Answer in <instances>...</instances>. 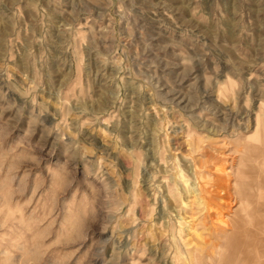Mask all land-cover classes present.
<instances>
[{"label": "rangeland", "instance_id": "rangeland-1", "mask_svg": "<svg viewBox=\"0 0 264 264\" xmlns=\"http://www.w3.org/2000/svg\"><path fill=\"white\" fill-rule=\"evenodd\" d=\"M241 189L262 238L264 0H0V264H230Z\"/></svg>", "mask_w": 264, "mask_h": 264}, {"label": "bare ground", "instance_id": "bare-ground-1", "mask_svg": "<svg viewBox=\"0 0 264 264\" xmlns=\"http://www.w3.org/2000/svg\"><path fill=\"white\" fill-rule=\"evenodd\" d=\"M261 128V127H260ZM263 128V127H262ZM262 140V139H261ZM242 163V162H241ZM242 167L243 164H241ZM238 174L237 178L240 180H245L250 178V174L248 176H245L243 173V169L240 168V164L238 167ZM222 169V168H221ZM216 171V170H215ZM217 172V171H216ZM219 173V172H218ZM244 177V179H243ZM219 180V179H218ZM224 183V182H223ZM219 184V183H218ZM222 184V183H221ZM238 185H243V182L238 181ZM220 185V184H219ZM229 186V185H228ZM227 186V187H228ZM214 187V186H213ZM263 187V186H262ZM220 189V188H219ZM230 189V188H228ZM227 189V190H228ZM247 189V188H245ZM218 190V189H217ZM216 191V189H215ZM196 192V191H195ZM229 192V191H227ZM217 193V192H216ZM215 193V195H216ZM220 193V192H219ZM230 193V192H229ZM228 193V194H229ZM249 193V192H248ZM195 194V193H194ZM202 195V194H201ZM213 195V194H212ZM221 195V194H220ZM218 196V194H217ZM215 196V197H217ZM222 196V195H221ZM226 196V195H225ZM224 196V197H225ZM230 196V195H229ZM214 197V198H215ZM210 198H212L210 196ZM195 199V198H194ZM238 199L240 200V206L239 208L235 211L234 216H232V219L229 222H219V223H213L212 225L214 228H211V230H215L218 232L217 234L219 235V231L221 235H224L225 238H227V243L226 248L224 251L220 253V262L223 261H228L230 264H245L241 261L243 258L245 262H248L249 256L251 259L254 256L255 260H259L260 256L258 254V246L261 244L264 245V237L261 238L262 234H257V230H261L260 228L256 229L254 228V224H256V220L254 219L253 212H254V197L247 196V190L241 189L238 195ZM259 202H264V196L258 198ZM213 201V200H211ZM216 201V200H215ZM214 201V202H215ZM220 202V201H219ZM223 202V201H222ZM217 203V202H215ZM224 203V202H223ZM230 203V202H229ZM218 205V203H217ZM207 206V205H206ZM220 206V205H219ZM222 206H224L222 204ZM222 206L220 207H214L213 209L216 210V213H219V211H222L225 208ZM261 206V205H260ZM262 207V206H261ZM264 208V207H263ZM213 209H209L210 211ZM256 213V212H255ZM212 214V213H211ZM260 215V214H258ZM256 216V215H255ZM228 218V217H227ZM260 218V217H258ZM264 218V217H263ZM225 219V218H224ZM223 220V219H222ZM264 222V220H262ZM261 221V222H262ZM262 222V223H263ZM259 223V221H258ZM257 223V224H258ZM261 223V225H263ZM256 227V226H255ZM263 232V231H261ZM230 233V234H229ZM260 233V232H259ZM220 236V235H219ZM218 238V237H217ZM261 238V239H260ZM222 239V238H221ZM262 247V246H261ZM243 250L244 252H241ZM249 255V256H248ZM229 256H234L233 258L229 259ZM264 256V255H263ZM263 260V259H262ZM210 262V260H208ZM257 262V261H255ZM257 264V263H254ZM261 264V263H260Z\"/></svg>", "mask_w": 264, "mask_h": 264}, {"label": "crops", "instance_id": "crops-1", "mask_svg": "<svg viewBox=\"0 0 264 264\" xmlns=\"http://www.w3.org/2000/svg\"><path fill=\"white\" fill-rule=\"evenodd\" d=\"M240 251H241V250H240ZM241 252H244V251L242 250ZM244 253H245V252H244ZM248 256H249V255H248ZM252 258H253V259H251L250 256H249V260H248V262H245L244 259L242 258L243 261H244L243 263H245V264H252V261H253V263H256V262H255L256 260H255L254 256H253ZM242 259H241V260H242Z\"/></svg>", "mask_w": 264, "mask_h": 264}]
</instances>
